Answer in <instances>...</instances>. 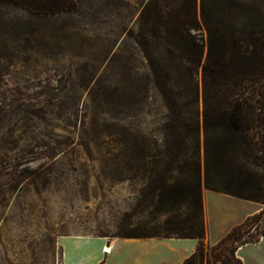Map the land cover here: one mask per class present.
Returning <instances> with one entry per match:
<instances>
[{
    "label": "rangeland",
    "instance_id": "374dc122",
    "mask_svg": "<svg viewBox=\"0 0 264 264\" xmlns=\"http://www.w3.org/2000/svg\"><path fill=\"white\" fill-rule=\"evenodd\" d=\"M68 1L61 12L36 14L0 0V264H62L61 242L68 237L187 235L202 221L205 238L201 69L197 102L185 105L195 92L178 86L179 61L159 39L154 57L169 67L179 115L198 123L186 161L199 166V215L189 199L172 209L158 189L168 162L170 114L138 44L148 49L154 42L143 14L155 0ZM156 1L163 14L188 6V0ZM194 7L189 33L203 45L205 60L200 0ZM173 176L189 181L184 172ZM234 198L239 202L230 206V219L221 200L210 199L212 241L264 208ZM241 257L243 264L264 259V241Z\"/></svg>",
    "mask_w": 264,
    "mask_h": 264
},
{
    "label": "trees",
    "instance_id": "16d2710c",
    "mask_svg": "<svg viewBox=\"0 0 264 264\" xmlns=\"http://www.w3.org/2000/svg\"><path fill=\"white\" fill-rule=\"evenodd\" d=\"M3 1L19 3L36 14H55L69 4L68 0ZM194 1L188 0L185 11L163 14L155 0L143 14V24L150 26L154 42L148 49L141 41L138 44L170 114L164 126L168 162L158 187L162 190L160 197L170 198L172 209L189 199L194 212L201 213L199 166L196 161H186L191 146L196 145L198 123L179 115L178 104L168 88L169 67L154 57L162 39L171 59L179 61L178 86L191 87L187 95L190 90L195 92L185 105L197 102L195 76L201 69L206 189L264 205V1L200 0V17L208 42L205 60L203 45L189 33L195 26ZM171 48L179 54L174 55ZM193 151L196 154V149ZM173 171L189 175V181L174 179ZM169 180L175 183L167 187ZM198 227V231L187 235L169 230L170 235L199 241L182 264H243L237 255L239 248L256 244L264 237V208L212 245L204 243L202 221H198Z\"/></svg>",
    "mask_w": 264,
    "mask_h": 264
},
{
    "label": "crops",
    "instance_id": "0c3cea01",
    "mask_svg": "<svg viewBox=\"0 0 264 264\" xmlns=\"http://www.w3.org/2000/svg\"><path fill=\"white\" fill-rule=\"evenodd\" d=\"M201 197V195H200ZM221 200L226 210V218H234V212L230 206L239 202L238 199L223 194H216L208 190L203 191L204 221L206 236L204 242L212 245L218 242L212 241V209L210 199ZM253 214V213H252ZM251 215V214H250ZM245 214L242 223L248 216ZM236 224V225H238ZM230 231V230H229ZM223 237V236H222ZM221 237V238H222ZM79 241H78V239ZM264 241V237L256 244H247L239 248L237 255L242 260L241 253L244 250L258 247ZM198 239L183 238L175 235L151 236L145 238H103L76 236L64 238L61 242L62 264H182L191 256L198 246ZM75 246V247H74ZM110 248L109 254H104L102 249ZM243 262V261H242ZM255 264H264L261 257L255 258Z\"/></svg>",
    "mask_w": 264,
    "mask_h": 264
},
{
    "label": "built area",
    "instance_id": "2783aa9c",
    "mask_svg": "<svg viewBox=\"0 0 264 264\" xmlns=\"http://www.w3.org/2000/svg\"><path fill=\"white\" fill-rule=\"evenodd\" d=\"M102 252H103L104 254H109V253H110V248H109V247H108V248L104 247V248L102 249Z\"/></svg>",
    "mask_w": 264,
    "mask_h": 264
},
{
    "label": "bare ground",
    "instance_id": "6f19581e",
    "mask_svg": "<svg viewBox=\"0 0 264 264\" xmlns=\"http://www.w3.org/2000/svg\"><path fill=\"white\" fill-rule=\"evenodd\" d=\"M78 239V238H77ZM78 241H79V239H78ZM75 247V246H74Z\"/></svg>",
    "mask_w": 264,
    "mask_h": 264
}]
</instances>
